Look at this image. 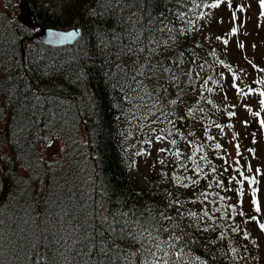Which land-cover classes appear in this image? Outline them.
<instances>
[{"label":"trees","instance_id":"obj_1","mask_svg":"<svg viewBox=\"0 0 264 264\" xmlns=\"http://www.w3.org/2000/svg\"><path fill=\"white\" fill-rule=\"evenodd\" d=\"M26 1L41 27L79 29L81 37L72 47H45L32 40L34 33L16 24L11 13L18 11L17 1L0 0V264H27L24 245L33 220L43 226L62 208L75 209L83 220L92 211L111 216L120 210L164 208L170 200L180 204L168 209L169 214L176 215L177 208L184 213L185 264H264V251L244 232L245 206L248 201L255 205L258 191L256 173L239 147L236 161L230 157L226 134L237 138L234 109L220 106L215 99L220 72L228 67L223 47L209 48L190 40L205 12L214 9L207 5L216 0H197L199 6L192 0H135L131 7V12L139 8L142 25L151 16L158 27L163 20L175 29L174 39L167 32L156 34L168 45L157 49L151 63L165 60L179 77L178 83L168 73L154 70L146 78L147 67L145 75L131 79L136 74L133 63L137 68L146 65L149 54L145 51L137 57L126 49L140 48L147 41L143 36L139 42L133 40L140 26L130 37L121 32L118 15L110 11L102 15L103 0ZM50 4L53 11L47 10ZM178 12L185 13L184 20ZM123 15L126 18L130 12ZM16 27L32 40L25 44L24 56ZM255 69L264 76V71ZM136 81H142L151 96ZM171 100L177 103L170 104ZM189 109L194 112L189 114ZM162 112L172 123L162 122ZM161 135L165 142L175 139L177 143H170L162 173L151 171L141 184L131 173L144 147ZM190 141L204 149L194 157L203 169L200 173L187 159L194 151ZM216 143L221 145L219 150L214 148ZM177 151L179 158L172 154ZM204 211L213 219L202 217ZM121 243L130 244L133 251L138 247L130 241Z\"/></svg>","mask_w":264,"mask_h":264},{"label":"snow or ice","instance_id":"obj_2","mask_svg":"<svg viewBox=\"0 0 264 264\" xmlns=\"http://www.w3.org/2000/svg\"><path fill=\"white\" fill-rule=\"evenodd\" d=\"M192 2L197 4V0H192ZM200 2L202 3L203 0H200ZM219 3L220 0H216V3L207 6L216 8ZM103 6L105 11L102 15H107L110 11L113 15L119 16L121 32H126L131 37L137 26H140V30L133 37V40L139 42L141 36H143L144 40L147 41L140 48L129 47L126 49L127 54L136 55L137 57L145 51L149 54L146 57L148 61L146 65H140L137 68L136 63H133L132 69H135L136 74L131 79L135 81L136 76L145 75L144 68L147 67L150 71L146 78H151V72L154 70L158 73H168L169 79L178 83L179 77L173 73L172 68L166 66L167 62L165 60H158L155 64L151 63L152 56L157 49L161 45H168V40H162L156 34L167 32L169 39H174L172 34L175 29L164 24L163 20L159 21L158 27L151 16L148 17L147 25H142L141 17L138 15L139 8L137 12H131V7L135 6V0H103ZM260 6L264 9V0H260ZM125 11L130 12V15L126 18L123 15ZM233 15L235 18V14ZM177 16L181 20L185 19L184 12H178ZM187 22L191 23V21ZM235 31L236 29L233 28L232 32L235 33ZM76 34L74 32L68 35ZM226 43L227 41H225ZM152 45L156 47L153 48ZM183 55L184 53L181 52L180 56L183 57ZM175 63L173 61V64ZM180 64H183L182 60ZM186 75L189 76V80L191 81V72L186 73ZM136 83L138 87H145L146 94L151 96V93L143 85L142 81H136ZM261 83H264V81H261ZM206 84L207 81L205 82V86ZM233 87H235V84ZM208 90L211 91V89ZM164 91L167 92V89ZM249 91L252 90L250 89ZM261 95H264V93H261ZM169 103L176 104L177 100H171ZM261 103L264 104V100ZM152 107H156V105L154 104ZM200 111H203V109H200ZM193 112L194 109H189V114ZM229 115H233V113H229ZM167 116V112H162V122L172 123L171 120H167ZM158 119L160 118L158 117ZM217 127H220V125H217ZM153 131L156 130L153 129ZM165 131L167 130L160 129L161 133ZM168 134L171 135V132L169 131ZM164 138L163 135L157 136V140H163ZM207 139L211 141L213 137L208 136ZM170 143L175 146L177 142L173 139ZM189 143L194 148V151L187 159L196 165L195 171L200 173L203 169L197 164L194 157L196 152H203V146H196L191 141ZM214 148L219 150L221 145L216 143ZM160 151L163 152L166 149H160ZM172 154L177 158L181 155L179 151ZM200 159L210 163L205 156H201ZM180 166L185 167V164H181ZM212 171L215 172L216 169L213 167ZM241 176H243V173H241ZM174 179L179 182L182 178L174 176ZM184 179H188L192 184L198 183V181L192 180L191 177ZM235 179V177L231 178V180ZM244 179L248 178L244 177ZM249 183H255V181L249 180ZM182 186L188 187V184H182ZM209 187H211V184H209ZM253 192H255V189H253ZM201 195L206 199L208 193L204 192ZM220 199L223 200L224 197H220ZM253 203H255V200H253ZM179 204V200H170L167 207L164 208L146 209L143 211L136 209L131 211L120 210L113 212L111 216L101 214L98 211H92L83 220L81 219V214L76 212L75 209L69 207L62 208L59 212H54L46 218L43 226H40L33 220L34 227L31 236L26 238L28 242L24 245L27 264H136L137 260H139V264H185L184 258L187 254L185 252L187 246L186 237L188 233L181 222L184 213L179 212L178 208L176 215H171L168 211V209ZM214 211H219V209H215ZM188 215L197 217V213L194 212H189ZM201 215L202 217L213 219L208 211H204ZM2 224L3 221L0 220V226ZM260 229L264 231V224H260ZM203 230L207 231L208 229L204 228ZM122 241H130L138 245V247L133 251L130 244L124 246L121 243ZM2 244L3 233L0 232V245Z\"/></svg>","mask_w":264,"mask_h":264},{"label":"rangeland","instance_id":"obj_3","mask_svg":"<svg viewBox=\"0 0 264 264\" xmlns=\"http://www.w3.org/2000/svg\"><path fill=\"white\" fill-rule=\"evenodd\" d=\"M2 6L3 12L6 11L5 5ZM53 9L55 7L52 4L48 5L47 10L53 11ZM262 13L264 9L260 6V0H221L218 7L205 12L190 40L192 43H199L209 48L217 47L215 45L219 44L223 47L221 50L228 67L220 72L222 82L215 99L220 106L234 109V123L237 127H234V132L237 138L230 133L226 134L227 143L230 142L227 144L230 157L236 161L237 146H239L243 159L256 173L258 191L255 205L252 206L248 201L245 206L248 221L244 232L263 252L264 231H261L260 224H264V123H262L264 104L261 103L264 100V95H261L264 93V83H261L264 81V76L261 71L255 69L258 67L264 71V14ZM11 15L18 21V11H13ZM51 15L49 14V17ZM16 24L20 26L19 22ZM233 28L236 29L235 33L232 32ZM248 83L255 86L254 90L247 89ZM170 146L171 144L164 140H152L139 155L131 175L144 184L151 171L156 173L160 171L161 174ZM160 149L166 151L162 152Z\"/></svg>","mask_w":264,"mask_h":264},{"label":"water","instance_id":"obj_4","mask_svg":"<svg viewBox=\"0 0 264 264\" xmlns=\"http://www.w3.org/2000/svg\"><path fill=\"white\" fill-rule=\"evenodd\" d=\"M18 3L19 15L17 17L20 25L30 31H38L33 37V40H37L41 45L53 48L61 49L66 47L74 46L81 37V31L79 29L69 30V31H58L52 29H46L41 27L35 19V15L32 12L30 6L26 0H16ZM15 35L20 42V50L22 56H24V44H31L32 40H27V38L21 33L19 28L14 29ZM77 33L76 35H68L69 33ZM249 89L253 90L254 85L248 84Z\"/></svg>","mask_w":264,"mask_h":264}]
</instances>
